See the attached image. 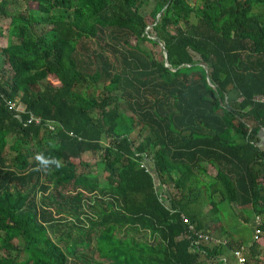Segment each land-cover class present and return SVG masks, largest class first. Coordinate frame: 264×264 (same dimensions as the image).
Here are the masks:
<instances>
[{
	"label": "trees",
	"instance_id": "16d2710c",
	"mask_svg": "<svg viewBox=\"0 0 264 264\" xmlns=\"http://www.w3.org/2000/svg\"><path fill=\"white\" fill-rule=\"evenodd\" d=\"M13 3L9 14L0 0L10 18L0 46V264H86L76 248L91 232L112 264H147L103 234L108 224L157 233L156 264H228L221 255L239 243L194 242L181 215L205 233L193 195L205 165L216 171L211 196L264 215V0ZM231 90L238 100L226 101ZM96 153L102 185L78 171ZM168 183L174 193L163 197ZM50 186L72 231L58 233L37 200ZM84 195L103 197L99 214L83 211ZM72 235L78 244L66 242Z\"/></svg>",
	"mask_w": 264,
	"mask_h": 264
},
{
	"label": "rangeland",
	"instance_id": "374dc122",
	"mask_svg": "<svg viewBox=\"0 0 264 264\" xmlns=\"http://www.w3.org/2000/svg\"><path fill=\"white\" fill-rule=\"evenodd\" d=\"M7 1V10L8 13H15V0H6ZM189 3H199V0H187ZM153 4L145 8V12L149 17L150 9L152 8ZM23 9V7H21ZM160 15V13H159ZM152 18V17H151ZM150 20V17L149 19ZM9 22L10 18L7 16H0V46H5L8 43V30H9ZM148 49L155 50L157 53L160 52V47H152L148 43H145L144 45ZM55 83V82H54ZM97 87H92L88 89V92H92ZM96 92V91H95ZM98 93V92H96ZM93 93V94H96ZM238 92L236 90H231L226 94V101H233L238 100ZM128 114H130L128 112ZM14 152L10 151L7 153L6 157L9 159L10 156H12ZM83 160L89 161L93 163L90 167H82L80 166L78 168V171L80 172H92V174L96 177V179L99 181V184H104L105 181V172L103 171V165L101 164V157L98 153L95 155L90 154H84ZM149 165V164H148ZM150 166V165H149ZM198 175L202 178L201 183L197 185V191L193 192V195L197 194V208L199 210V219L202 223L203 230L205 233H210L214 237H227L229 239H232L234 241H242L243 243L247 244L249 242H252L253 236H252V229L254 225V213L249 210L248 207H239L238 205L234 203H229L228 201L220 200L218 195L211 196L209 186L212 185L215 182V169L210 165L200 166L197 168ZM152 173V172H151ZM155 181L157 183L156 177ZM69 187H66L63 189V194L68 200L69 197L66 195L67 192L70 190ZM174 193L173 185L171 183H168L164 185L163 189V197L171 196ZM84 202L88 206L83 211L86 213H91V210H97L100 211L104 208L105 203L102 204L100 201L103 199L102 196L98 198V201H90V196L84 195ZM61 196H58L55 188L50 186L48 191H41L37 194V200L42 199L47 208L48 211H50V215L56 220L54 227L57 230L58 233L64 230L66 232L67 230L72 231L73 225H71L69 222V212L67 205H63V199H61ZM95 206L94 204H97ZM212 204V205H211ZM94 205V206H92ZM89 207V208H88ZM92 208V209H91ZM106 208V207H105ZM91 209V210H90ZM90 210V211H89ZM93 213V212H92ZM99 214V212H98ZM244 217V218H243ZM247 220H244V219ZM264 222V220H263ZM72 226V227H71ZM79 227V225H78ZM84 230H89L90 226L88 224H83L82 227ZM54 229V230H55ZM101 231H104L103 234H107L110 238L116 239V240H123L125 241L130 249L135 252L138 256H140L147 264H156L157 257L161 255V251L163 250V243L161 242L159 236L157 233H153L149 229H141L136 226H129V225H116V224H108L103 227H101ZM53 239L56 243H58L62 248H64L65 245V239H61L58 234L51 233ZM91 235L93 236L91 239L88 237L84 238L85 235L81 234V243L78 244V239L75 237V235H72V240H67L66 242H71L73 244L76 242L77 248L76 251L80 254L83 253V260L86 262V264H112V260L110 259H104L100 256L96 245H97V239L95 236L97 235L95 232H91ZM99 236V235H98ZM70 246V245H69ZM112 246H115L113 243ZM261 255H264V250L260 252ZM82 256V255H80ZM87 258V260H86ZM83 264V263H81ZM249 264H252V262L249 261ZM255 264V263H253Z\"/></svg>",
	"mask_w": 264,
	"mask_h": 264
},
{
	"label": "crops",
	"instance_id": "0c3cea01",
	"mask_svg": "<svg viewBox=\"0 0 264 264\" xmlns=\"http://www.w3.org/2000/svg\"><path fill=\"white\" fill-rule=\"evenodd\" d=\"M262 134H261V141H263V146H264V128H262ZM251 210V209H249ZM252 211V210H251ZM258 216L260 218V221H259V225L256 226V220H255V217ZM244 218V217H243ZM244 220H247L246 218ZM264 215H256L254 214V225H253V229H252V236H254V230L256 227H259L261 229V235L259 236L260 240L258 243H256L257 245V248L256 249H253L254 251V255L252 256L251 255V244L257 240H254L252 239V242H249L247 244L243 243L242 241H234L232 239H229L227 237H215V238H219L220 240H225V241H233L234 243L237 242L239 243V245H237L236 247H233L232 249H227L224 254L221 255L220 259H225L228 264H234V259H233V256H232V251L233 249L237 248L238 246L240 245H243L245 246V256L247 258V264H249V261L255 264H264V255H261L260 252H262V250H264ZM261 224L263 225V227H260ZM206 234H209L210 236H212L210 233H206ZM214 237V236H212Z\"/></svg>",
	"mask_w": 264,
	"mask_h": 264
},
{
	"label": "built area",
	"instance_id": "2783aa9c",
	"mask_svg": "<svg viewBox=\"0 0 264 264\" xmlns=\"http://www.w3.org/2000/svg\"><path fill=\"white\" fill-rule=\"evenodd\" d=\"M257 99L261 100V101L264 100V98H260V97H257ZM9 108L10 109L13 108V109H16L18 111L22 110L20 107L16 106V104L14 102H11L9 104ZM181 218H182L183 223L187 224L188 229L190 231H192V233L194 234V238H193L194 242L200 241L203 243H210V244L213 243V244H222V245H226L228 243L225 240H220L219 238L212 237L209 234L203 233L201 231H195L193 229L192 225L189 223V221L183 215H181ZM255 220H256V226H258L260 218L258 216H256ZM260 235H261V229L259 227H256L254 230L253 239L258 240ZM232 256L234 259V264H247V258L245 256V246L240 245L237 248L233 249Z\"/></svg>",
	"mask_w": 264,
	"mask_h": 264
},
{
	"label": "clouds",
	"instance_id": "9594fccd",
	"mask_svg": "<svg viewBox=\"0 0 264 264\" xmlns=\"http://www.w3.org/2000/svg\"><path fill=\"white\" fill-rule=\"evenodd\" d=\"M36 159L38 160V161H43V156L42 155H38L37 157H36ZM45 163H46V161H44ZM58 167H59V164L57 165Z\"/></svg>",
	"mask_w": 264,
	"mask_h": 264
},
{
	"label": "water",
	"instance_id": "95a60500",
	"mask_svg": "<svg viewBox=\"0 0 264 264\" xmlns=\"http://www.w3.org/2000/svg\"><path fill=\"white\" fill-rule=\"evenodd\" d=\"M164 58H166V53H165V52H164ZM204 68H205V66H204ZM206 74H207V72H206ZM207 81H208V83H209L210 86H213V85L211 84V82L209 81L208 78H207Z\"/></svg>",
	"mask_w": 264,
	"mask_h": 264
}]
</instances>
